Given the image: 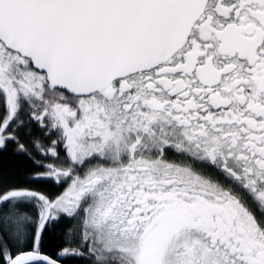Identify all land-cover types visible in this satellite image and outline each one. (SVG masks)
Masks as SVG:
<instances>
[{
  "label": "snow or ice",
  "instance_id": "snow-or-ice-1",
  "mask_svg": "<svg viewBox=\"0 0 264 264\" xmlns=\"http://www.w3.org/2000/svg\"><path fill=\"white\" fill-rule=\"evenodd\" d=\"M10 147L0 264H264V0H0Z\"/></svg>",
  "mask_w": 264,
  "mask_h": 264
},
{
  "label": "flooded vegetation",
  "instance_id": "flooded-vegetation-1",
  "mask_svg": "<svg viewBox=\"0 0 264 264\" xmlns=\"http://www.w3.org/2000/svg\"><path fill=\"white\" fill-rule=\"evenodd\" d=\"M30 167L29 161L25 158L15 155L10 147L7 151H0V171L7 173L25 174V171ZM53 190L59 191L54 185H48ZM79 260V259H76ZM81 261L79 264H86V261ZM72 263V262H71ZM77 262H74L76 264Z\"/></svg>",
  "mask_w": 264,
  "mask_h": 264
},
{
  "label": "trees",
  "instance_id": "trees-1",
  "mask_svg": "<svg viewBox=\"0 0 264 264\" xmlns=\"http://www.w3.org/2000/svg\"><path fill=\"white\" fill-rule=\"evenodd\" d=\"M71 262H72V263H71ZM71 262H70V264H74V262H77L76 264H79L81 261L76 260V259H73Z\"/></svg>",
  "mask_w": 264,
  "mask_h": 264
}]
</instances>
